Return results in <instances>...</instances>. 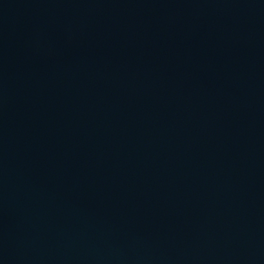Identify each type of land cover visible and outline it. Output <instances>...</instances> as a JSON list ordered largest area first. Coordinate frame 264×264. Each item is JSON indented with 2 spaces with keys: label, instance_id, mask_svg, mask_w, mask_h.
<instances>
[{
  "label": "water",
  "instance_id": "1",
  "mask_svg": "<svg viewBox=\"0 0 264 264\" xmlns=\"http://www.w3.org/2000/svg\"><path fill=\"white\" fill-rule=\"evenodd\" d=\"M0 264H264V0H0Z\"/></svg>",
  "mask_w": 264,
  "mask_h": 264
}]
</instances>
